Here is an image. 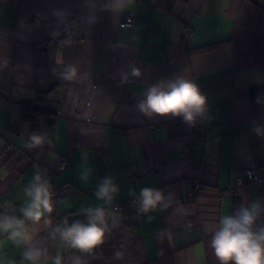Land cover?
Here are the masks:
<instances>
[{
    "label": "crops",
    "instance_id": "obj_1",
    "mask_svg": "<svg viewBox=\"0 0 264 264\" xmlns=\"http://www.w3.org/2000/svg\"><path fill=\"white\" fill-rule=\"evenodd\" d=\"M127 12L133 25L120 28ZM65 25L71 33L62 37ZM118 41L125 47L113 49ZM131 63L142 76L120 84L119 70ZM68 64L78 68L75 80L62 76ZM178 75L208 98L199 126L150 119L135 107L150 84ZM257 99L264 101V0H136L116 14L85 0H0V212L22 216L35 171L66 159L65 170L47 173L52 185L69 188L53 200L51 225L27 222L33 243L47 248L40 264H54L57 254L63 264L76 256L84 264H219L211 247L219 219L255 200L264 206V183L244 179L246 167L264 169V103ZM30 106L56 113H30L34 125L22 118ZM33 132H46L50 143L26 148ZM148 168L154 172L145 175ZM105 176L120 189L105 207L144 187L162 190L168 206L140 218L127 206L94 256L53 240L56 225L86 222L80 209L103 204L94 192ZM191 180L201 187L195 200L186 198ZM23 251L0 236V264H30Z\"/></svg>",
    "mask_w": 264,
    "mask_h": 264
},
{
    "label": "clouds",
    "instance_id": "obj_2",
    "mask_svg": "<svg viewBox=\"0 0 264 264\" xmlns=\"http://www.w3.org/2000/svg\"><path fill=\"white\" fill-rule=\"evenodd\" d=\"M136 0H85L86 6L98 8L102 12L113 14L124 12L132 8ZM54 15L63 13L54 11ZM97 17L91 15L89 22H95ZM65 31H68L67 26ZM70 42V40L68 41ZM125 47L121 42L111 45ZM78 68L68 64L62 76L67 81L77 78ZM142 71L135 63L127 65V70H119V83H131V78H140ZM208 98L203 94L197 83L178 75L173 79L158 80L150 84L143 96L135 105L138 112L153 119L156 117H179L183 122L193 125L198 118L204 117L207 112ZM258 103H264L257 99ZM260 133V128L255 129ZM50 143L48 134L33 132L29 135L25 147L35 149ZM89 170L81 175L80 179L87 181ZM120 189L112 176H105L96 186L95 198L103 204L82 207L80 212L86 222L76 220L69 224L65 219L61 224L51 229L53 240L57 237L62 245L79 253L94 256L96 250L105 243V238L118 223V209L111 206ZM28 198L25 206L20 208L22 216L0 212V236H6L15 246H24L23 259L30 264H40L41 258L47 256V248L36 246L33 243L35 229H29L28 223L45 228L51 225V214L54 211L53 190L47 169H37L30 182L24 188ZM136 195V194H134ZM167 197L162 190L144 187L136 197L137 212L148 214L158 207H167ZM264 206L259 200L252 201L248 206H240L235 214H225L219 219V226L211 237V247L219 264H264V223H258ZM111 222V225H110ZM116 258H122L117 252ZM54 264H63V256L57 254ZM73 264H84L81 256H76Z\"/></svg>",
    "mask_w": 264,
    "mask_h": 264
},
{
    "label": "built area",
    "instance_id": "obj_3",
    "mask_svg": "<svg viewBox=\"0 0 264 264\" xmlns=\"http://www.w3.org/2000/svg\"><path fill=\"white\" fill-rule=\"evenodd\" d=\"M134 22V15L131 12H127L124 15L123 20L120 22L119 26L120 28H131ZM67 26L68 31H65V27ZM71 33V28L69 25H65L62 28L61 31V36L62 37H66L69 36ZM210 109V105L207 104V110ZM203 117L198 118L196 120L198 126L201 124V120ZM193 145L191 143H188V145L185 147V152L187 155L192 156L193 154ZM4 154L6 153V150L2 147H0V154ZM68 166V162L66 159H61L53 168H46V167H41L43 169H47V173L48 172H52V173H58L61 172L63 170H65ZM39 168V169H41ZM195 169H199V166H195ZM154 172V168H148L145 171V175H150ZM244 179L246 182H252V183H257V184H261L264 183V169H261L259 166L257 165H250L248 167H246L244 169ZM189 186H190V190L189 192L186 194V198L188 200H195L199 193H200V185L195 181V180H191L189 182ZM52 190H53V200H58L60 198H64L66 196L69 195V188L66 186H62V187H56L54 185H52ZM221 195V194H220ZM137 197V196H136ZM136 197L131 198L129 201H127L126 203H121L119 205L115 206V209H118L119 212H124L127 209V206H132L137 214V216L140 218L143 214H139L137 212V202H136Z\"/></svg>",
    "mask_w": 264,
    "mask_h": 264
},
{
    "label": "trees",
    "instance_id": "obj_4",
    "mask_svg": "<svg viewBox=\"0 0 264 264\" xmlns=\"http://www.w3.org/2000/svg\"><path fill=\"white\" fill-rule=\"evenodd\" d=\"M30 113H50V114H54V113H56V111H54L53 109H48V108H43V107H38V106H30L29 108L24 107L22 118L24 120H33L34 125H36V120L34 118H32V115H30ZM200 190H201V187H200Z\"/></svg>",
    "mask_w": 264,
    "mask_h": 264
}]
</instances>
